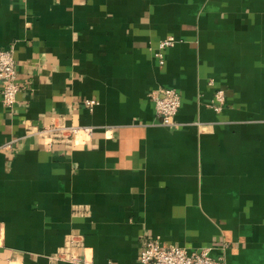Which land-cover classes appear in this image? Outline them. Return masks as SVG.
Returning <instances> with one entry per match:
<instances>
[{"label": "crops", "instance_id": "obj_1", "mask_svg": "<svg viewBox=\"0 0 264 264\" xmlns=\"http://www.w3.org/2000/svg\"><path fill=\"white\" fill-rule=\"evenodd\" d=\"M10 48L21 91L11 111L0 81V264H71L52 261L71 236L92 264H141L146 237L264 264V0H0ZM167 88L176 128L152 99ZM62 118L92 140L50 150L29 134Z\"/></svg>", "mask_w": 264, "mask_h": 264}, {"label": "built area", "instance_id": "obj_2", "mask_svg": "<svg viewBox=\"0 0 264 264\" xmlns=\"http://www.w3.org/2000/svg\"><path fill=\"white\" fill-rule=\"evenodd\" d=\"M176 38L169 36L163 39L159 45V59L164 62V52L176 45ZM0 81L3 83L2 102L3 105L13 110L21 87L18 84L17 61L13 48L0 50ZM156 105L157 116L160 125L168 128H176V117L179 114L182 97L172 88L162 89L152 95ZM226 102V92L218 90L215 95L214 109L217 112L223 110ZM85 106L93 110L96 105L95 100H86ZM95 132L94 127H82L68 125L64 118L53 122L41 129L31 128L29 134H34L45 140L48 149H53L56 145H64L69 149L82 145L83 142L92 140ZM14 142H9L3 149L10 151L13 149ZM2 240L0 236V246ZM83 246V240L79 236H71L66 244L52 257L54 263L71 264H92L82 257L75 250ZM141 264H221L219 260L211 256V249H204L200 252H189L185 248L162 245L159 238L146 237L143 243V250L140 256Z\"/></svg>", "mask_w": 264, "mask_h": 264}]
</instances>
